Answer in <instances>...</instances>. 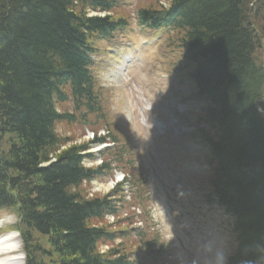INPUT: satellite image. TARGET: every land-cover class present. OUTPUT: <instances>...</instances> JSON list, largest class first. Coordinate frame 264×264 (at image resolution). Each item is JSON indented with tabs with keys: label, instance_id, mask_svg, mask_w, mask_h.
<instances>
[{
	"label": "trees",
	"instance_id": "trees-1",
	"mask_svg": "<svg viewBox=\"0 0 264 264\" xmlns=\"http://www.w3.org/2000/svg\"><path fill=\"white\" fill-rule=\"evenodd\" d=\"M168 1L138 10L139 21L169 22L180 32V48L195 62V79L214 105L209 113L220 133L212 151L221 159L227 196L251 210L241 226L254 238L246 246L261 244L264 253V133L254 110L264 106V68L254 55L264 0ZM116 6L117 0H0V141L13 140L0 145V207L19 217L26 264L123 261L99 256L104 232L98 224L110 200L87 198L83 189L107 164L84 167L88 143L74 144L56 131L79 120L83 128L101 127L90 73L93 43L128 22L86 11Z\"/></svg>",
	"mask_w": 264,
	"mask_h": 264
},
{
	"label": "rangeland",
	"instance_id": "rangeland-1",
	"mask_svg": "<svg viewBox=\"0 0 264 264\" xmlns=\"http://www.w3.org/2000/svg\"><path fill=\"white\" fill-rule=\"evenodd\" d=\"M118 1H121L122 4L116 11L113 12V15L116 17H123L127 19L129 26H132V24L135 22L134 20L135 13L138 10L144 7H148V5L150 6L154 4V0H118ZM168 2H170V0ZM163 4H165V2ZM154 5L156 6V4ZM257 35L259 37V43H260L259 48H257L258 59L260 60V62L256 59V57H255V60L258 64L262 65L264 68V39H263L264 31L258 32ZM180 38H181L180 36L174 37L172 35L171 45H174V46L179 45L178 41ZM112 39L113 41L112 40L106 41V43H95L94 44V47L98 51V54H96L95 58L93 59V62H94L93 67L95 70H97V72L94 71L93 73L95 77L97 78V80L99 82H102L104 88L107 89L106 91H109L107 92L109 96L108 105L107 104L105 105L104 101H102V104L104 105L105 110L108 111V113H110L109 120L111 119L112 124L110 123L109 126L107 125L108 129H110V133L117 139V141L120 140L121 142H124L125 145H128L127 141H130L132 143L129 148V156L131 157L132 161H135L137 158L136 161L138 162L140 160L137 157V154H135V149L138 152L142 151L143 146L145 144V140L142 141L140 135L145 133V129L141 128L143 132H140L141 130L139 128L137 129V125H136L137 122L134 120L133 104H132L131 97H130L131 89L129 87L125 89L124 85H125V82L129 79V77L131 78V76L133 75L140 77L139 81L142 80V75L140 74L141 67L140 65L137 66V64H134L132 67H128L125 71L124 69H122L123 64H119L118 67H116L114 64L113 66L115 67V71H118V68H121L120 78H118V81H116L115 83L109 82L110 79L108 78V76L114 70L112 67H108L106 65L107 64L109 65L111 58L113 57V54L109 59H107L106 61L100 64H98L97 61H101L102 59H105L108 56V54L105 53L104 49L114 50L116 45L119 44L122 38L120 36L117 37V35H113ZM137 55L140 58V60L143 61L146 58H150V57H154L158 55V50L154 49L151 52H147L146 50L144 51L138 50ZM117 56L120 57V53H118ZM96 58H97V61H96ZM162 88L163 90L166 88L165 84H163ZM143 90L147 91L148 88L143 89ZM76 127H78V125L77 126L73 125L72 128H67L65 126L60 125L58 127V132L60 133V136L63 138H67V137L74 138L75 143H85L88 140H91L92 133L94 132L93 129L87 132L85 129L84 130L75 129ZM102 134H105V132L100 131L99 135H102ZM10 141H13L12 136L5 135V137L1 139L0 145H2L3 143L7 144ZM148 143L149 142H147V144ZM95 150H96L95 148L91 147L89 151L94 152ZM139 155H142L141 156L142 160H146L145 157L147 156L145 154L139 153ZM85 164L87 166H90L91 162L86 161ZM182 173H183L182 177L185 176L186 183L192 184L191 179H193L195 175L193 173L185 172V171H182ZM178 184H184V183L176 182L175 184H173V186H176ZM83 189L85 190V194L87 195V197H91L92 195H97L99 197H102L105 194H107V191L110 189L109 180L106 182H101V181L95 182L94 181L93 183L83 185ZM148 189L150 190V193H152V195L155 198H157L156 199L157 203L154 202V206L152 209L153 218H154L153 222L156 225H158V222H159L160 226H158V229H160L159 230L161 231L160 233L161 234L164 233L167 242L168 240L170 242V247H174V243L172 242V239L169 238L170 237L169 233L172 231V228L168 224V222L170 223V221L167 217H165L164 210H161V207L159 204L160 202L158 200V197H160V195L156 194L157 185L155 182H153L152 177L150 178ZM1 208L2 209H0V230H2V232H5L7 230L14 229L15 227H11L12 226L11 224H13L14 222V216L9 213L8 216H10V218L3 219L5 217V213L8 212V210L3 209V207ZM110 223L111 221H108V224ZM103 225H107V221L104 222ZM11 238H12L11 242L17 243V245H19V248L14 253L1 255L0 260L4 259L7 256H17L18 254H21V246H20L21 244L19 241V237L13 234ZM42 240H43L42 242L43 248L48 250L49 244L47 240L46 239L45 240L42 239ZM132 246H133V243H131L130 241L129 243L115 241L112 245L102 246L101 248L105 251H109L110 256L115 257L116 255H120V254H129ZM227 253L228 252H224V254L220 258L225 257ZM45 262L50 263V260L46 259Z\"/></svg>",
	"mask_w": 264,
	"mask_h": 264
},
{
	"label": "bare ground",
	"instance_id": "bare-ground-1",
	"mask_svg": "<svg viewBox=\"0 0 264 264\" xmlns=\"http://www.w3.org/2000/svg\"><path fill=\"white\" fill-rule=\"evenodd\" d=\"M91 12H93V11H86V14L87 15H91ZM178 42L182 43V39L181 40L179 39ZM257 51L258 50L256 48L254 55H257ZM84 53H85V51H84ZM256 59L260 62V60L257 57H256ZM112 76H113L114 79H116V81H118V79H117L118 75L115 72H113ZM9 237L10 236H6V237H3V238L0 239V254H3L4 251H5V253H10V252L14 251L17 248V246L9 240L10 239ZM16 262H18V259L13 257V256H11L8 259L0 261V263H3V264H16Z\"/></svg>",
	"mask_w": 264,
	"mask_h": 264
}]
</instances>
